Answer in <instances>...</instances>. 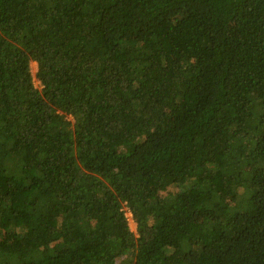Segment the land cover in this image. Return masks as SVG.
<instances>
[{
	"label": "trees",
	"instance_id": "obj_1",
	"mask_svg": "<svg viewBox=\"0 0 264 264\" xmlns=\"http://www.w3.org/2000/svg\"><path fill=\"white\" fill-rule=\"evenodd\" d=\"M0 264H264V0H0Z\"/></svg>",
	"mask_w": 264,
	"mask_h": 264
},
{
	"label": "rangeland",
	"instance_id": "obj_2",
	"mask_svg": "<svg viewBox=\"0 0 264 264\" xmlns=\"http://www.w3.org/2000/svg\"><path fill=\"white\" fill-rule=\"evenodd\" d=\"M31 68H32L33 75L35 76V74L37 72V64L36 63H32ZM35 85L38 86V82L37 81H35ZM126 143H128V140H126ZM128 218H129L130 228H131L132 232L134 234H136L137 233V231H136V229H137L136 224L133 222L132 217H131L130 214H128Z\"/></svg>",
	"mask_w": 264,
	"mask_h": 264
}]
</instances>
